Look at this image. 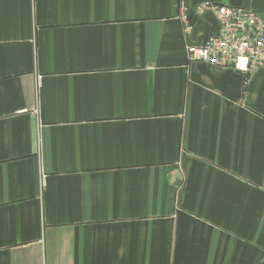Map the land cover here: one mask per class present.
<instances>
[{
	"label": "crops",
	"instance_id": "crops-1",
	"mask_svg": "<svg viewBox=\"0 0 264 264\" xmlns=\"http://www.w3.org/2000/svg\"><path fill=\"white\" fill-rule=\"evenodd\" d=\"M208 2L264 19L0 0V264H264V64L188 60Z\"/></svg>",
	"mask_w": 264,
	"mask_h": 264
},
{
	"label": "built area",
	"instance_id": "built-area-1",
	"mask_svg": "<svg viewBox=\"0 0 264 264\" xmlns=\"http://www.w3.org/2000/svg\"><path fill=\"white\" fill-rule=\"evenodd\" d=\"M219 33L200 45L187 46L188 60L216 67L231 68L250 75L264 64V19L255 11L212 5ZM186 22L187 17L183 16Z\"/></svg>",
	"mask_w": 264,
	"mask_h": 264
}]
</instances>
